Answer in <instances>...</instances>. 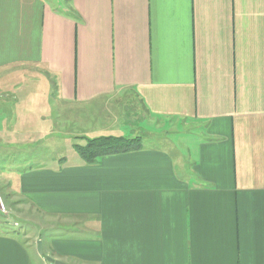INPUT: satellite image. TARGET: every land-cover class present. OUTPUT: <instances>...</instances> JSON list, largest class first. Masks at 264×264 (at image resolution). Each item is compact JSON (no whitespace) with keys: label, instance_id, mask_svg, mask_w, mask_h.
Segmentation results:
<instances>
[{"label":"crops","instance_id":"0c3cea01","mask_svg":"<svg viewBox=\"0 0 264 264\" xmlns=\"http://www.w3.org/2000/svg\"><path fill=\"white\" fill-rule=\"evenodd\" d=\"M41 94L53 136L148 139L171 124L184 149L24 177L0 216L37 232L1 231L0 264H264V0H0L15 132Z\"/></svg>","mask_w":264,"mask_h":264},{"label":"rangeland","instance_id":"374dc122","mask_svg":"<svg viewBox=\"0 0 264 264\" xmlns=\"http://www.w3.org/2000/svg\"><path fill=\"white\" fill-rule=\"evenodd\" d=\"M34 89L38 90L35 87ZM41 92L43 91L39 89L38 93ZM44 95L41 94V98L38 100L24 103L32 111H26L24 108L17 110L18 114L22 116L20 118L22 124L19 129L24 131L23 128H25L27 133L15 132L14 118L10 115L9 102L4 103L0 101V208L1 203L5 206V210H1L0 212L4 214H8L11 210V214L15 212V207L19 204L15 199V195L24 177L30 176L33 172L40 169L57 168L62 164H77L83 161L75 148V145L81 144L79 140L73 137L78 131L76 128L71 127V134L68 132L64 134V128H62L64 125L59 126V129L55 127V131H59V134H55L54 136L49 131L51 126L48 108L45 100L42 98ZM2 103H4L3 106ZM44 108L46 109L43 110ZM24 111L29 114L32 112L34 114L33 117L24 118V114H22ZM121 112L123 113V111ZM134 113L138 115L140 114V110L137 108ZM118 118L121 119L119 108L116 119ZM111 120H113L112 117L106 119V121ZM24 123L26 124L24 125ZM98 126L100 125L98 124ZM174 127L168 124V127L165 128V131H167L165 134L161 136L153 135L148 139L141 138L142 146H155L160 149H168L172 152H175L176 147L184 149L182 144H184V138L187 134L182 133V138L177 137ZM187 140H191L190 134H188ZM27 218L28 221H23L24 223L20 224V227L17 229V227H13L6 219L0 216V232L7 231L20 237L24 236L23 232H27L30 235L32 231L36 233L37 229H34L30 225V217L27 216Z\"/></svg>","mask_w":264,"mask_h":264},{"label":"trees","instance_id":"16d2710c","mask_svg":"<svg viewBox=\"0 0 264 264\" xmlns=\"http://www.w3.org/2000/svg\"><path fill=\"white\" fill-rule=\"evenodd\" d=\"M79 156L86 163H94L97 159L119 153H127L142 148L141 138H125L103 136L87 138L85 144L75 145Z\"/></svg>","mask_w":264,"mask_h":264},{"label":"water","instance_id":"95a60500","mask_svg":"<svg viewBox=\"0 0 264 264\" xmlns=\"http://www.w3.org/2000/svg\"><path fill=\"white\" fill-rule=\"evenodd\" d=\"M37 246H38V252H39V254L43 255L42 242L39 241ZM47 260L50 261V262H53V263H55V264H63V263H61V262H59V261H54V260H52L51 258H47Z\"/></svg>","mask_w":264,"mask_h":264},{"label":"built area","instance_id":"2783aa9c","mask_svg":"<svg viewBox=\"0 0 264 264\" xmlns=\"http://www.w3.org/2000/svg\"><path fill=\"white\" fill-rule=\"evenodd\" d=\"M1 210H3V211L5 210V206H4V204H3V203H1V208H0V211H1Z\"/></svg>","mask_w":264,"mask_h":264}]
</instances>
